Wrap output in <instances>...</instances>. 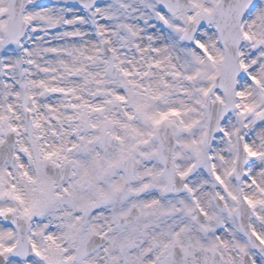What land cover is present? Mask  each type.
<instances>
[{
  "label": "snow or ice",
  "instance_id": "snow-or-ice-1",
  "mask_svg": "<svg viewBox=\"0 0 264 264\" xmlns=\"http://www.w3.org/2000/svg\"><path fill=\"white\" fill-rule=\"evenodd\" d=\"M0 264H264V0H0Z\"/></svg>",
  "mask_w": 264,
  "mask_h": 264
}]
</instances>
